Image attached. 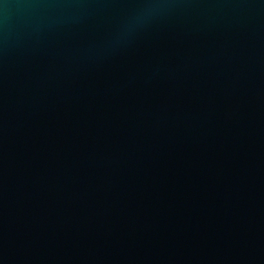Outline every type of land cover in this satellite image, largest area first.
Here are the masks:
<instances>
[{
	"label": "water",
	"instance_id": "95a60500",
	"mask_svg": "<svg viewBox=\"0 0 264 264\" xmlns=\"http://www.w3.org/2000/svg\"><path fill=\"white\" fill-rule=\"evenodd\" d=\"M0 264H264V0H0Z\"/></svg>",
	"mask_w": 264,
	"mask_h": 264
}]
</instances>
